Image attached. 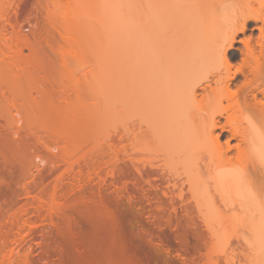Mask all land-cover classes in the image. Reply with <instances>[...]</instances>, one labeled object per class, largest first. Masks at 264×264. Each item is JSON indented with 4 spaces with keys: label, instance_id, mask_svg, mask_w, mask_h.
I'll return each instance as SVG.
<instances>
[{
    "label": "bare ground",
    "instance_id": "6f19581e",
    "mask_svg": "<svg viewBox=\"0 0 264 264\" xmlns=\"http://www.w3.org/2000/svg\"><path fill=\"white\" fill-rule=\"evenodd\" d=\"M37 1L34 4H37ZM49 1L52 5V11L50 12L51 14H48V19L51 17V21L49 20V22H53L52 24H54L59 35L63 38L62 43L67 45L74 43L71 36L72 31L84 30L87 32L89 30L91 32L89 42L92 43L93 47L99 51L115 53L120 61L119 77L122 98L120 111L121 132L119 134L120 138L118 137L120 141V143L118 142V149L120 150L121 157L117 161H114V164H118L117 168L114 167L109 172L107 171L106 176L102 178L99 174H91L92 172L89 170H93V163L95 162L90 160L92 164H90L91 162L88 163V170L85 167L86 172L83 173L84 175L78 171L77 175L74 174L69 179L71 182L68 180L70 184L63 182L61 183L63 186L61 187L60 185L61 188L59 187V183L67 178L66 175H68L69 171L65 170V173L61 172L57 174L58 176L55 175L53 184H51L52 181L44 183L45 178L41 173L42 176L38 174L39 177L34 176L35 174L31 175V178L28 177L31 179V182L29 179L27 181L29 180L30 184H34V186L31 184V186L35 187V192L33 187L29 186V182L28 184L26 183L29 188L28 191V188L24 186L25 184L23 185L22 181L21 184L27 188V190L25 189L26 192L21 187L25 191L23 195L26 194L27 196H24L25 200L28 202L30 199L32 201L36 200L38 206H42L43 204V209L40 207L39 211L40 209H45L48 213V216L46 215L48 217L47 220L50 222L48 224L55 225L51 223L53 219L51 220L50 218L53 216V212L59 213L58 210L62 212L68 211L72 215L84 219L88 224V230L81 238L74 240L72 238L67 239L63 237L65 235L63 233L64 235L62 236L61 234L58 239L55 238L56 236L47 239L43 237L40 242H35L34 244H37L39 252H37L36 256L37 260H34L35 262L32 261L30 264H199L198 259L203 256L206 257V264H216L209 256L199 254L204 240L200 232H198L196 222L197 220L202 221L225 216H231L248 223L249 236L252 238L250 248L254 249L256 243L264 235V0L222 1L219 3V11L216 14V18L221 20L223 24L214 27L212 33L203 35V31L212 24L210 17L195 14L181 28L176 29L165 41L158 45L150 44L146 41H121L118 37L125 29L135 26V8H137V5L144 8L146 4L147 6L153 5L156 1L155 3H158V6H162L163 4H169L170 0H66L67 9L63 20L57 17L62 4L59 0ZM254 2L258 4L257 8L253 6ZM25 3L26 0H0V38H4V41L0 39V44L1 42L5 43L9 37H13L12 39L9 38L11 42H8L9 39L7 40V47L5 43L3 44L4 48L1 45L0 48H3L5 51V48H8L10 50L7 49V51L10 53L14 51L13 54L15 53V56L21 51L18 58L22 57L21 55L23 54L21 48L27 49L29 59H27L26 55L25 60L28 64L25 63V68L27 67L28 69L26 68L25 70L28 71V74L29 69H31L30 67H32V62H34H31L30 58H39L38 60L39 62L41 61L40 65L42 66L43 60H40L41 54L50 57L49 60V57L45 56L46 60H44L45 64L43 65L46 68L48 64L49 67H51L50 65H54L51 67L52 69L50 68L53 71L57 59L55 57L56 54L54 56L51 55L50 50L52 49L53 54L54 52L59 54L63 50L61 48L55 50L50 45H46L50 50H48V47L47 50L46 47L44 50L41 44H28L29 41L26 37L24 38L28 42L24 41L23 35L21 36L23 39L21 38L22 41H20L19 32L14 29L15 25H20V22L15 24L18 21L17 19L22 17L24 22L27 18L30 19L31 12H33L32 15L34 16L37 13L33 10L31 11V9H35L36 7L33 3L34 6L31 4L33 7L30 6V8H25ZM191 5H195L194 7L200 10L206 6V2L185 0L182 6L188 7ZM12 15L14 16V20H12ZM250 22L261 23L259 27L254 28L257 31V35L253 34V32L247 34ZM19 25L17 28H19ZM8 29L13 32L15 30L16 36L13 32L11 36ZM7 33L9 34L8 36L5 35ZM239 35H242V38H239ZM237 43L240 46H236L235 44ZM16 45L21 47L18 48ZM92 45L89 46L92 47ZM3 49L0 51L5 52ZM16 50L19 52L17 53ZM3 52H0V56L2 54L7 59L10 53L8 52L7 54L6 52L5 55L7 56H5ZM38 53L41 54L39 55ZM11 55L10 57L12 58L13 55ZM156 55L159 58H155ZM52 57H55V59ZM52 60H54V63ZM29 64L31 65L29 66ZM35 65L32 71L34 73L37 71L38 73H42L44 70H42L43 66ZM61 65L63 64L60 63V68L62 69L63 66ZM37 66H39V69ZM56 66V69L59 68L58 65ZM50 69H45L47 71L44 70L42 76L35 80L40 82L42 78V80L47 79H45L47 84H43L42 89L48 83L54 86L55 84L56 86L61 84L59 86L62 93L60 99L58 101L55 100L59 98L58 94L60 92L57 90L53 91L58 86L55 88L52 85L49 86V90H51L50 94L47 91L48 86L45 88L47 92L40 88L42 82L46 83V81H41L40 85L39 82H36L37 85H35V81L30 80L34 83L31 85L32 89L34 88L33 92L35 90L33 86L37 87L39 85L37 88H40L41 94L46 92L44 98L47 97L48 93L49 96L52 95L51 99L56 101L52 102L51 100L49 102L48 99L50 98H46L47 102L51 103V105L54 106L55 103L59 105L60 103L61 106H59L61 108L64 107V110L67 111L71 106L66 109L69 106H66V104H74L73 107H76V110L77 106L75 105H78V111L80 108H85L83 104L86 105L84 102L90 96L86 97L88 93L86 92L87 89L84 83L81 84L85 81H81L80 83V80H83L82 74L79 80L77 78L79 75L77 76L76 72L70 70V73L74 72V75L77 77L73 75L75 78H71L69 76V80L66 75L69 73L68 69L67 71L66 68L64 69L66 72L62 69L67 77L61 69L56 70L58 74L55 69V73L53 71L54 74ZM59 71L62 73L61 76ZM76 71L80 73L79 70ZM44 74L46 77H44ZM50 74L53 75H51L52 77L50 76L51 78L49 77ZM54 75H58L59 77ZM54 77H57V79L61 78V80L58 79V84V80H56L57 82L53 81ZM63 79L68 84H65L66 82ZM2 80L0 78L2 86L3 84L4 86L10 84L9 80H7L9 83L4 80L6 85ZM61 81L63 83H60ZM30 84L28 85L30 86ZM69 85L70 88H68ZM10 87L12 86L10 85ZM15 89L17 88H9V91L12 90L15 93L17 91ZM1 90L3 91L0 88ZM2 91V94L6 92ZM12 91L6 92V95L4 94L6 97L0 93V120L1 111L3 112L2 106H5L4 108L6 109L9 107L12 109L13 104L17 103L14 96L12 105H8L10 102L9 98H13L10 95H17V92L18 94L20 92L17 91L16 94H10ZM36 91L40 95V91ZM56 93L57 97L55 96ZM7 94L10 95L7 96ZM27 94L26 91L25 96ZM42 96L43 94L39 97L40 100L41 98L43 99ZM17 97L18 101L21 100L20 97L22 96L17 95ZM30 97V101H33L35 96L33 98L32 96ZM54 97L56 98L54 99ZM93 99H91V102H95V105L97 104L95 113H92L93 108L91 107L88 110L89 104H87L88 109L85 108L86 110H84L86 112L82 110L84 115H88L86 117L88 122L85 121L87 122V126L82 123L85 120V116L84 120H82L83 115L80 116L81 112L79 114L75 112L74 115L76 119H78L76 115H79L81 117L80 121L79 119L74 120L72 117L74 114L72 107L70 111L73 114L69 117V122L73 125L67 126L68 128L75 127L74 131L77 132L76 127L85 126L87 129L84 128L87 132H91L90 134H92L95 125L94 121L96 120L97 123L102 118V115V120L107 119H104L106 116L104 115L106 114V104L105 106L103 105L105 109L100 108V110L98 109L100 106L97 103L98 101ZM3 100L7 101L6 104H8L3 103L5 102ZM40 100L36 101L40 103ZM43 100L46 102L45 99ZM49 103L47 104L50 105ZM18 104L20 105L21 103H17V107L19 106ZM13 108L15 110L16 107ZM16 109L18 110L19 107ZM99 110L102 111V115ZM89 111L91 113H88ZM15 112L17 111L15 110ZM108 112L110 114L109 110ZM66 113H69V111H65L64 115ZM89 116L91 120H89ZM95 116L98 117L96 118ZM15 117L17 118V116ZM65 120L68 122L67 119ZM71 120H74V123ZM92 120L93 122H91ZM14 122L16 123L15 120ZM88 123H91L90 126L93 124V127L91 126L92 130L88 127ZM20 124V126L23 125L22 122ZM64 124L62 123V125ZM20 126L19 124L17 127L15 126L16 131H14L18 132V127ZM54 127L56 128V126ZM4 128H6L5 125H0V217L4 214L6 215L14 207L16 203V186L20 185V179L24 180L25 175L22 176L21 174H24L22 172L23 170L25 171L24 166L28 165H25L24 162V165H21L17 158H11V152H16L17 150L19 153H24L29 146L26 141L24 143L28 146L19 145L21 140L24 141L23 139L20 140L19 132L14 133L13 131L16 134L15 137L11 135L12 133H7L8 130L6 129V132ZM84 128H81L82 132L80 133L85 134ZM95 129L97 128L95 127ZM56 130L57 135L62 136L61 133L58 134V129H54V131ZM69 130L71 131L69 134H72V136L69 137L68 132V135L62 134L67 135L66 137L70 140H75V134H79L81 137L84 136L78 132H73V135L72 130ZM12 137L15 139V142ZM9 141H11V144L14 142L12 145L15 147L9 146ZM82 141L84 140H81L80 143ZM17 142L18 146L15 145ZM22 148L24 151H22ZM8 154L10 155L8 156ZM51 157H48L49 162L45 158L43 159L46 162L40 161L45 163V165L43 163L35 164H39V166L43 164L42 169L45 166L49 168L51 162V166L55 167L57 165L56 163L54 165L55 160H59H53L55 157ZM10 158L13 160L10 161ZM16 161H19L17 169L15 167L17 164H14ZM11 162L13 164H10ZM108 163L112 165L109 161ZM94 165L95 168H98L97 164ZM170 165H173L175 169L169 168ZM19 168L21 170L18 171ZM28 168L26 167V171H29ZM10 169L13 172L17 170L15 174L18 175H15ZM36 170L40 169L37 168ZM27 172V176H30L28 174H32L30 172L27 174ZM92 175L98 179L96 183L97 189L95 187L92 189L91 187L92 182H94ZM106 177L111 178L112 183L120 184V186L112 184L114 189L110 191L111 193L107 192L109 194H105L102 192L103 189L101 190V184L104 183ZM33 179L35 181H32ZM65 183V186L72 188L65 187ZM143 183L148 186V189H142ZM130 185L134 191L130 188ZM201 187L213 188L221 197V201L224 203L222 205H224L225 209L229 207L227 210L233 209L230 210L232 211L231 214L225 215L217 206L215 207L214 202L201 201L198 197V188ZM29 192L34 194L31 195ZM225 196L228 198H224ZM59 198L66 201L70 199L72 202L70 200L68 202H71L72 205L69 204L70 207L69 205L67 206L68 202L66 203L63 200L61 201L63 203L60 202L61 204L59 205V202H57ZM32 201L29 203H32ZM63 204L66 205L65 208ZM120 204L126 205L129 208L127 209L128 211L130 209L134 210V213L130 212L131 210L129 213H133L135 216L136 229L130 230L124 224L126 215L119 210ZM146 204L153 208L146 211L143 208V205ZM152 204L155 205L152 206ZM178 205L181 207L180 209H178ZM144 210L147 216H145ZM45 211L41 212L47 214ZM25 213L26 210L21 213V216ZM56 213L54 216L57 215ZM36 217L39 219L40 215ZM144 219L151 221L152 223H150L154 225L153 228L144 229ZM26 221L28 222V220ZM26 221L21 222L22 224L18 227L16 236H13L12 240L9 239L10 242L8 243L10 247L1 255L0 264L29 263L27 261L28 254L26 255L23 252L25 248L23 249L22 244L25 243V239L22 237L21 231H23L25 225L30 229L33 226L37 227V225L35 226L36 223H33L32 226L30 223L31 225L28 226L29 224ZM63 224H65L64 226H68L65 221H63ZM63 224L61 225V229L64 227ZM56 226L58 227V225L54 227ZM5 244L8 245L7 243ZM1 245L2 243H0V247ZM22 249L23 251L21 252ZM4 250L5 248L2 252Z\"/></svg>",
    "mask_w": 264,
    "mask_h": 264
},
{
    "label": "rangeland",
    "instance_id": "374dc122",
    "mask_svg": "<svg viewBox=\"0 0 264 264\" xmlns=\"http://www.w3.org/2000/svg\"><path fill=\"white\" fill-rule=\"evenodd\" d=\"M35 1H37V0H26V3H25L26 7L25 8H30L31 4L32 3L34 4ZM184 1L185 0H170L169 4H166V5L163 4L162 6H158L157 5L158 3L156 4L155 3L156 1H155L154 4L152 3L153 5H148L147 6V4H146V6H144V8L143 7L141 8L140 5H137V8H135L136 9V11H135V14H136L135 15V19H136L135 26H133L132 28L125 29V31H123L119 35L118 39L121 40V41H124V40L125 41H146V42H148L150 44L158 45V44L162 43L163 41H165L176 29L181 28L195 14H200L202 16L210 17V20L212 21V24L210 26H208L203 31V35H207V34L212 33L214 27L221 26L223 24L221 20L216 18V14L219 11V8H218L219 7V3L222 2V1H226V0H200V1H205L206 2V6L203 9H200V10L197 7H194L195 5L194 6L191 5V6H188V7H183L182 5H183ZM59 2L62 4V6H61V9L59 10V14L57 15V17L59 19L63 20L65 18V14L64 13L66 12V9H67L66 8L67 7V1L66 0H59ZM36 3L37 4H34V5L36 6L35 9L37 8V10H35L33 8V9H31V11L33 10V11L37 12V13H35V16H37L36 17L37 20H36V18H34L35 16L32 15L33 12L30 11L32 13V14L31 13L30 14L32 15L33 18L30 15V19L27 18V20H29V21L25 20L26 22L25 21L23 22V18L21 16H19V17L22 18V21H21V18H19L20 20L17 19L18 21H16V23H15V24H17V23L20 22V25L18 24L19 28H17L18 25H15L16 27H14L15 30H18L19 35H20V39L22 37L23 38L26 37L27 40L30 43L25 38H24L25 39L24 41L28 42V44H31V45H33V44H38V45L41 44L43 46V49L46 47V45L52 46L53 49H55V50H58L59 48H61L63 50V52H60L59 54L54 52V54H53L52 49L50 50L49 47L47 46L48 50H50L51 55L54 56L56 54L55 57H56L57 60H56L55 64L59 66V68H57V69H61L60 68V63H62L63 65H61V66H63V68H62L63 71H65L64 69L66 68V71L68 69L69 73H70V70H72V71L76 72L77 76L79 75L77 77L76 75H74V72H72L73 74L70 73V75L67 72L68 74H66V75L68 76V79L70 77L71 78L77 77L79 79L80 75L82 74L81 77L83 78V80H80L81 79L80 78L79 79L80 83H81V81H85L86 82V83L82 82L81 84L84 83L85 88L88 90V91L86 90V92H88L87 95L84 93L86 95V97L90 96L89 98H87L88 99L86 101L87 103L84 102L86 105L89 104V109H88V105L86 106V105L83 104V107L85 106V108H87L88 110L93 108V112L92 113H95V110L97 109V104L95 105V102L94 103L91 102V99L94 98L93 100L98 101L97 103L100 105L98 109H100V108H104L105 109L104 106L106 104V110H105L106 114H104L106 116L104 117V119L107 118L109 120H107V119L102 120L103 119V115L101 114L102 111H100L101 110L100 109L99 112L102 115V116L100 115L102 118L100 119L101 121L100 120H98V121H100L101 123L97 121V123H98V125H97L96 120H95L94 122H95L96 126L94 125V127H93V124L91 125L94 129H95V127L97 129H95V131H94V129L90 126L91 123H88L89 124L88 127H90V129L91 128L93 129V130L91 129L92 130V134H90L91 132H87V130H86L87 128L85 126H82L83 128L84 127L86 128V129L84 128V130H85L84 133L85 134L80 133V132H82L81 131L82 127L80 126L82 124L79 122L80 119H81L80 116L83 115L82 116L83 117L82 120H84V116H85V120L82 123L86 124V126H87V122L88 121L86 120V117L88 115H84L83 114L84 112H86V111H84L86 109L79 107L80 109L78 111V105H75V106H77V110H76V107H73L74 104L70 105V104H66L65 103L66 106L69 105V106H67L66 109H68L70 106L71 107L68 109L69 113H66L68 115L67 116H66V114L64 115L65 111L66 112H68V111L64 110L65 109L64 107L61 108L60 107L61 106L60 103H59L60 106L56 105V103H55V105H54L55 107L53 105H51V103H49L52 100L51 99L52 95L49 96L48 93H47V95H46L47 97L44 98V94H46L47 91L50 94L51 90H49V86H51V85L54 86V85L53 84L50 85L48 83V85L44 86L45 88H47V86H48V90L46 91L45 88L42 89L43 88L42 86H43V84L44 85L47 84V81H46L47 79L45 78L46 80L45 79L42 80L43 79L42 78L40 80V82L41 81H46V83L42 82V85H40L41 83L39 81L35 80V79H39L42 76L43 71L45 69H47V68L50 69L52 66H54V65H50L51 67H49V64H48L47 68L44 67V65H43V64H45L44 60H46L45 56H48V55L43 56L40 53L41 56L43 57V59H41L42 57H40V60H43V64H42L43 67L40 65L41 61L39 62V60H38L39 58L35 59L33 57L32 59H34V60H32L30 58L31 62L32 61H34V62L36 61L35 64L40 65V67H42V70L43 69L44 70L42 71V73L39 72L41 74H39L38 71L34 73V71H32V70L35 68L36 65L33 64L34 62H32V65L29 64V66L31 65L32 67H30L31 69H29V74H28V71L25 70L27 68V67L25 68V66H26V64H28V62H26V60H25V56L27 55V57H28L27 59H29L27 49H24V47L21 48V50H23L22 51L23 54L21 56L22 57L24 56L23 57L24 59L22 57L18 58L19 57L18 55L21 54V51H20V53H18L19 51H17V50L16 51H17L18 54H16V56L14 55L15 53L13 54L14 51L11 52L13 57L15 56V58L12 57L13 58L12 59L10 57L11 53L9 51H7L8 48H5L6 51L3 49L4 48L3 44L6 43L5 46L7 47V40L10 37L5 41V43L1 42L0 45L3 47L2 49L5 52H3V51H0V52L1 53L3 52L4 55H5L6 52H7V54H8V52L10 54H8L7 59L2 54L0 56V78H1V80L2 79L6 80V82H7V80H9L10 84H7V86H4V84L2 86L0 84V88L3 89V91H6V92L9 91V88L10 89L17 88L15 90L20 91L22 94L20 92H19V94H21V95H19L17 91H15V93H13L14 91H12V90H10V91H12L10 94H12V93L16 94V92H17L18 96H22L20 98H21V100L23 102L21 100L17 101V99H18L17 95H10L9 94L13 98L7 97V98L10 99V102L8 101L9 104L7 103L8 105H10V106L12 105V100L14 99V96H15V100H16L15 102L21 103V104L20 105L18 104L19 105L18 106L19 107L18 110L16 109V108H18L17 105H16L17 103H14L15 105L13 104V107H16L15 110L17 112H15L13 107H12V109H13V111H12V109H10L9 106H7V107H9L7 109L4 108L5 106H2L3 107L2 108L3 112L1 111L0 125H5V127H6V128H4L5 131L7 129L8 132L7 131L6 132L10 133V134L12 133L11 134L12 136L16 137V134H14V133H18L19 132L18 134H19L20 140L21 139L24 140V141L21 140V142H23V143L18 141L19 145L20 144L21 145L22 144L23 145H27V144L24 143L26 141V143H28L29 146L27 145L28 149L27 150L25 149L26 151H24L23 148H22V151H24V153H22V152L19 153V151L17 152V150H16V152H11V156H12L11 158H17L20 161V162L16 161V163H14V164H17L15 166L16 169L19 167L18 166L19 165L18 162L21 165H24V163H25V165H27V164L28 165L24 166L25 171L24 170L22 171V172H24V174L20 173L22 176L25 175L24 176L25 178H24V180L19 178L20 179L19 180V184L20 185L19 184L18 185L20 187L16 186V188H17L16 192H15L16 193V195H15V198H16L15 202L16 203H15L14 207L8 213H6V215L4 214L5 216L3 215V216H1L2 218L0 217V243H2V245L0 247V249H1L0 250V262H1V255H3V253L5 251H7V248L10 247V245L8 243V242H10L9 239L12 240L16 236V234H17L16 232H17L18 227L23 222H25L26 220H28V222L26 221L29 224L28 226H30L31 224L33 226V223H36L35 226L37 225V227H34V226H33V228L31 227L32 229H30L29 227H27V225H25V228L23 229V231H21L22 232L21 234H23L22 237H24V239H25V243L22 244L23 245L22 247H23V249L25 248V251H23V249H22L21 252L23 251V252L26 253V255L28 254V256H27L28 257L27 261L29 262L28 264H30L32 261L35 262L37 260L36 256L38 254L37 252H39L38 251L39 248H38L37 244L35 245L34 243L35 242H40L43 239V237L44 238L46 237V239H47V238H53L54 236H56L55 238L58 239V238H60L59 236H61V234H62V236L65 234L63 236L64 238H67V239L68 238H70V239L72 238V240H74V239L81 238L88 230L87 229L88 224H87V222L84 219L76 217V216L72 215L68 211L62 212V211L58 210L59 213L55 212L57 214L56 216H54V214H55L54 212L52 214L53 216L51 215L52 217L50 219L51 220L53 219L51 223L55 224V225H58V227L57 226L54 227L55 225L53 226L51 224H48V222H49L47 220L48 219V217H47L48 213L45 211V209L41 210V209H43V207H42L43 204L41 203L42 206H38V202L36 200H33V201H36V202H33L30 198H28V199H30L29 202L32 201V203H29L28 201L25 200L24 196H26V194L23 195V193L28 188L27 184H28L29 180L31 182V179H29V178H31V175L33 176V174H35L34 176L39 177V175L42 174V175H44V178H45V182L44 183H48V181H52L51 184H53L54 183L53 182L54 181L53 178L55 177V175L58 176L57 174H60L61 172L65 173V170L69 171V173H68L69 176L66 175L67 178L64 179L66 177L65 176L63 178L64 180L59 183V187H60V185L62 187L63 184H61V183L68 182V180L70 178H72L74 176V174L75 175L78 174V171L80 173L82 172V174L85 173L86 170H88V168H87L88 166L87 165L91 161L95 162V163H93V166H94L93 170L94 171L93 170L91 171V169L89 170L90 172H92L91 174L96 173V174H99V176L101 178L105 177L107 171L109 172V170L114 169V167L117 168L118 164H114V161L115 160L117 161L121 157L120 150L118 149V147H119V143H120V141H119L120 135L119 134L121 132V119H120L121 118V113H120V111H121V98H122V90L121 89L122 88H121L120 77H119L120 76V74H119V72H120V61H119L117 55L115 53H113V52H110V53L108 52L107 53V52H104V51H99L96 48H94L92 43L89 42L90 38H91V32L89 30L87 32L84 31V30L72 31L71 32V36H72V39L74 40V43H71L70 45L62 43V39L63 38L59 35V33L56 30L54 24H52L53 22L52 23L49 22L51 17H50V19H48V14H51L50 12L52 11L51 2L49 0H38ZM33 6H31V7H33ZM253 6L255 8H257L258 4L254 2ZM263 12H264V10H263ZM28 17H29V15H28ZM12 20H14V16L12 17ZM252 26H260V23L259 22L258 23L250 22L248 24V28H250ZM15 30H14V32H15ZM8 32H10V34H11L13 31L12 30L10 31L8 29ZM14 32H13V34L16 36V33H14ZM249 32H253V31H248L247 34H249ZM254 33H257V31H254L253 34ZM5 35L8 36L9 34L7 33ZM11 36H12V34H11ZM0 37H1V35H0ZM12 38L13 37H11L10 39H12ZM15 38H14V40H15ZM239 38H242V35H239ZM10 39L8 40V42H11ZM17 39H18V37H17ZM22 39L20 41H22ZM1 40L4 41V38L1 39ZM89 45H92V47L89 46ZM235 45L236 46H240L238 43L235 44ZM9 46H11V45H9ZM16 46H14V47H16ZM42 46H41V48H42ZM59 46H61V47H59ZM20 47H18V48H20ZM47 47H46V50H47ZM12 48H13V46H12ZM2 49L0 48V50H2ZM8 50H10V49H8ZM11 50H13V49H11ZM44 52H42V53H44ZM2 56L4 57V59H2L3 58ZM5 56H7V55H5ZM55 57L54 58L52 57V58L55 59ZM9 58H11V59H9ZM155 58H159V56L156 55ZM48 59L50 60V57ZM47 61H46V63H47ZM52 61L54 63V60H52ZM37 62H39V63H37ZM51 62H50V64H52ZM48 63H49V61H48ZM56 65H55V67H57ZM37 67L39 69V66H37ZM55 67H54V69L56 71L57 69ZM51 69H50V71L53 73L54 69H53V71ZM62 69H61V71H62ZM74 69L79 70L80 73H78ZM45 71H47V70H45ZM55 71H54V73H55ZM65 72H63L64 75H65ZM56 73L58 74L57 71H56ZM60 73L61 72L59 71V74ZM28 75H30V76H28ZM46 75L44 77H46ZM51 75L52 74H50L49 77ZM61 75H62V73L60 74V76ZM54 76H58V75H54ZM65 76H63V77H65ZM50 78H49V80H50ZM58 79L61 80V78H58ZM58 79H57V77L56 78L54 77L53 81L55 80V82H57L56 80H58ZM68 79L66 78L65 80H67V82H69L70 79L69 80ZM4 80H2V81L6 85V82ZM30 80L35 81L34 83L39 82L40 88L42 87L41 89L46 91V92L42 93L43 94L42 97H43V99L46 100V102H47V99L50 98V99H48L49 102H47L50 105H48L42 98L40 100L39 97L42 94H41L40 88L39 89L37 88L39 85L37 87L33 86V87H35V90L33 92L34 88L32 89L31 85L34 84V83H32ZM59 80H58L57 84L59 83ZM65 80L63 79V81H65ZM28 81H30L31 84ZM63 81H61L60 83H63ZM9 82H7V83H9ZM67 82L65 84H68ZM52 83H54V82H52ZM28 84H30L31 87ZM10 85L12 87H10ZM35 85H37V83ZM87 85H88V87H87ZM57 86L55 84L54 88L57 87ZM59 86L56 89H53V88L50 87L51 89H53V91L57 90V91L60 92V94H58L59 98H57V99H55L57 97V93L55 94L56 97H54V99L57 100V101H58V99H60V96L62 94L61 91H60L61 87H59ZM68 88H70V85L68 86ZM36 90L40 91V95H39V93H37ZM1 91H0V93H1ZM26 91L28 93L27 96H25L26 95ZM31 92H32V94L30 95ZM90 92H91V94H90ZM35 93L38 95L37 97H36ZM4 94H2V95H4ZM9 95L7 94V96H9ZM23 96H24V99H26L25 101L23 99ZM30 96H32V98L35 96L34 99H33V101L35 100L33 104H31L33 101L32 100L30 101V99H31ZM27 97H28L29 101L27 100ZM91 97H93V98H91ZM36 98H39V99H36ZM9 99H7V100H9ZM5 100H3V101H5ZM36 100H38V101L40 100V103L38 101H36ZM55 100L54 101L52 100V102H56ZM6 102L7 101H5L3 103L6 104ZM25 102H27V103H25ZM42 102H44V103H42ZM45 103H46V105H44ZM52 104H54V103H52ZM22 106L25 107V108H23ZM50 106L52 107L51 109H50ZM56 106L58 107V109H57ZM53 107L56 108V109H54ZM59 107H60V111H59ZM72 107H73L72 112L74 110V112H73L74 114L70 111V109ZM81 107H82V105H81ZM94 107H95V109H94ZM4 109H6V110H4ZM8 109H9V111H11L10 113H8L9 112V111H7ZM61 110H62V112H61ZM108 110L110 111V114H109ZM19 111H20V113H19ZM75 112H77L78 114L81 112L80 116L76 115V117L79 119L78 122L80 123V125H79L80 128L76 127V130H78L77 132L80 133V134H83L84 136L81 137V135L79 136V134L78 135L75 134V137H74L75 140L71 139V140H73L71 142L72 143L71 144L70 143L71 140L68 139L66 136L69 134V132L71 133V131L69 129L72 130L74 128L72 130V133L76 132V131H74L75 127L68 128L69 126L73 125V124H71L69 122L70 121L69 117L72 116L71 114H73L72 117L74 118L75 117L74 116ZM16 113H17V115H16ZM60 113H62V114H60ZM88 113H91V112L89 111ZM14 114H15V116H17V118L14 116ZM97 115H98V113H97ZM107 116H109V117H107ZM19 117H20V119H19ZM89 118H90V116H89ZM27 119H29V120H27ZM65 119H67L68 122H66ZM75 119L76 118H74V120ZM78 119H76V120H78ZM14 120L16 121V123L14 122ZM20 120H23V121H20ZM74 120H71L72 123H74L73 122ZM89 120H91V118ZM85 121H87V122H85ZM105 121H106V123H105ZM21 122L23 123L22 126H20ZM91 122H93V120ZM62 123L63 124L64 123H68V124H64V125H66V126H64V125H62ZM99 123L101 124V126H100ZM18 124H19V126L21 128L18 127L19 131L17 130L18 132H15L16 131L15 130L16 129L15 126L17 127ZM53 125L56 126V128ZM59 125H60V127H59ZM65 128H68V129H65ZM54 129H58V134L61 133L62 136L57 135V130L54 131ZM13 131H14V133H13ZM67 132H68V134H67ZM62 133L67 134V135L65 136ZM74 133H73V135H74ZM70 136H72V134L71 135L69 134V137ZM9 138H10V136H9ZM9 138H8V140H10ZM12 139H13V137H12ZM14 140L15 139H13V141ZM81 140H84V141H82L80 143ZM14 142L12 144H14ZM18 142L15 143V145L18 146ZM9 143H10L9 146H11L12 145L11 141H9ZM79 143H80V145H79ZM12 146H14V145H12ZM27 146H25V147H27ZM115 146H117V147H115ZM10 148H12V147H10ZM9 151H11V150L9 149ZM7 152H8V150H7ZM9 155L10 154H8V156ZM51 156L55 157V158H53V160L54 159L59 160V161L55 160V162H54V165H55V163L57 165H55V167H53V166H51V162H50V167L51 168L50 167L48 168V167L45 166L46 169H45V167H43L41 169L42 165L43 164L45 165V163H43L45 161V159H47V161L49 162V158L48 157H51ZM43 158H45V159H43ZM1 159H2V156H1ZM8 160H9V158H8ZM12 160L13 159H11L10 161H12ZM41 160H43V162H40ZM108 161L112 165H110L108 163ZM92 162L90 164H92ZM0 163H1V161H0ZM35 163H39V164L43 163V164L39 166V164L37 165ZM106 163H108V164L106 165ZM10 164H13V163L11 162ZM46 164H48V163H46ZM94 164H97L98 168L97 167L95 168ZM12 166H14V165H12ZM28 166H29V168H28ZM26 167L29 169V171L28 170L27 171L32 173V174H28V172L26 171ZM85 167L87 168L86 170H85ZM37 168L40 169V170L37 171L36 170ZM47 168L50 169V170H48ZM71 168H72V171H71ZM169 168L175 169V167L173 165H170ZM30 169H31V171H30ZM43 169H45V170H43ZM19 170H21V169L19 168L18 171ZM50 171H52V172H50ZM26 172L30 176H27ZM13 173L14 174L17 173V170L15 172H13ZM20 174H19V176H20ZM15 175H18V174H15ZM46 175H47V178H46ZM94 175H92L94 182H92L91 187H92V189H94V187L97 189L96 183L98 182L97 181L98 179ZM22 176H21V178H23ZM27 179H29V180L27 181ZM22 181H23V185L25 184L24 186H26L27 188L24 187L21 184ZM32 181H35V180L33 179ZM30 182H29V184H30ZM31 184H33V183H31ZM31 184L29 186H31ZM49 184H50V182H49ZM67 184H70V183L68 182ZM112 184H114L116 186H118V185L120 186V184L112 183L111 178L109 179V177H106L104 183L101 184V190L103 189L102 192L105 193V194H109L107 192H110L112 189H114ZM65 185H66V183L64 184V186ZM33 186H34V184H33ZM33 186H31V187H33ZM142 186H143L142 189H148V186L144 185V183H143ZM21 187H23L24 190L25 189L26 190L23 191V189ZM31 187H30V189H31ZM65 187H67V186H65ZM67 188L71 189L72 187H67ZM130 188L132 189L131 185H130ZM33 189H34V192H35V187H33ZM70 189H67V190H70ZM131 189H130V191L133 190V189L132 190ZM64 190H66V189H64ZM28 191H29V188H28ZM30 191H32V190H30ZM32 192H29V193L31 195H33L34 193H32ZM198 193H199L198 197H199V199L201 201H207V202H210V203L214 202L215 207L217 206L220 211L224 212L225 215H230L231 214L232 211H230V210H233V209L227 210L230 207L225 209L224 205H222L223 201H221V197L219 196L218 193H216L213 190V188H211V187H201V188H198ZM223 195H226V194H223ZM224 198L227 199L228 197L225 196ZM59 200H57V202H59V205H60L61 203H63V202H61L63 199L59 198ZM63 201L66 202V203L68 202L66 200H63ZM71 202L70 203L68 202L67 206L69 204L72 205ZM154 205L152 204V206H154ZM143 206H144L143 208L146 211L151 208V206L149 207V205H147V204L143 205ZM40 207H41V209L39 211ZM65 207H66V205H64V208ZM69 207H70V205H69ZM59 208H61V207H59ZM180 208L181 207L179 206L178 209H180ZM235 208H238V207H235ZM57 209H58V205H57ZM127 209H129V208H127L126 205L120 204L119 210H121L122 213L126 215L124 224L130 230L136 229V225L137 224H136L135 216L133 214L134 210L133 209H130L131 211L129 210L130 212H133L132 213L133 215H132L131 213H129V211ZM25 210H26V213L21 216V213H23ZM41 211H45V213H47V214H43ZM146 211H145V216H147ZM37 212H39L40 214L37 213ZM38 214L40 215V217H39ZM41 215H43V216H41ZM44 215H45V217H44ZM36 216H38L39 219H37ZM22 219L23 220L25 219V220L23 221ZM37 220H38V222H37ZM63 221H65L68 224V226H64L65 224H63ZM144 221H145L144 229L153 228L154 225L151 224L152 223L151 221H149L148 219H144ZM40 222H41V224H40ZM59 223H60V226H59ZM61 223L63 224V226L65 228L62 226L63 228L61 229V225H62ZM196 223H197V226H198L197 227L198 232H200V234L202 235V239L204 240V242H203L204 244H202L203 247L200 250L201 253L199 252V254H201V255L205 254V255L209 256V258L212 261L216 262V264H228V263L229 264H264V235L262 236L260 241L258 243H256L255 248L251 249L250 248V241H251L252 238H250V236H249L248 223L246 221L239 220V219H236V218L231 217V216H225V217H220V218L219 217L209 218V219H205V220H202V221L201 220H197ZM4 242L7 243L8 245H6ZM2 248L3 249L5 248V250L3 252H2V250H3ZM200 258L201 257H199V259H198V263L199 264H201V263L206 264L205 263L206 262L205 261L206 257L203 256L201 259ZM227 261H228V263H227Z\"/></svg>",
    "mask_w": 264,
    "mask_h": 264
},
{
    "label": "flooded vegetation",
    "instance_id": "af4514ba",
    "mask_svg": "<svg viewBox=\"0 0 264 264\" xmlns=\"http://www.w3.org/2000/svg\"><path fill=\"white\" fill-rule=\"evenodd\" d=\"M260 25H261V23H260ZM255 27H259V26H252V27L248 28V30L249 31L253 30V32H254V31H256V30H254ZM254 34L256 35L257 33H254Z\"/></svg>",
    "mask_w": 264,
    "mask_h": 264
}]
</instances>
